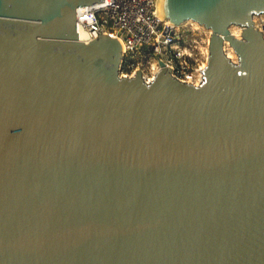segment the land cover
Instances as JSON below:
<instances>
[{
  "label": "water",
  "instance_id": "obj_1",
  "mask_svg": "<svg viewBox=\"0 0 264 264\" xmlns=\"http://www.w3.org/2000/svg\"><path fill=\"white\" fill-rule=\"evenodd\" d=\"M102 1L0 0V264H264V0H173L199 85L120 75L77 27Z\"/></svg>",
  "mask_w": 264,
  "mask_h": 264
},
{
  "label": "built area",
  "instance_id": "obj_2",
  "mask_svg": "<svg viewBox=\"0 0 264 264\" xmlns=\"http://www.w3.org/2000/svg\"><path fill=\"white\" fill-rule=\"evenodd\" d=\"M79 26L86 34L85 41L107 34L122 42L121 68L133 71L125 76L131 77L141 70L139 67L134 70V57L154 55L152 76L142 72L147 80L159 71V59L180 81L199 85L204 79L211 35L209 38L190 36L192 29L175 26L169 19L161 17L158 0H104L83 6L77 10L78 31Z\"/></svg>",
  "mask_w": 264,
  "mask_h": 264
},
{
  "label": "rangeland",
  "instance_id": "obj_3",
  "mask_svg": "<svg viewBox=\"0 0 264 264\" xmlns=\"http://www.w3.org/2000/svg\"><path fill=\"white\" fill-rule=\"evenodd\" d=\"M256 19V20H255ZM262 19L264 20V14L263 13H261V14H255V16H254V18H253V20H254V23H255V26L260 30V31H262V33H263V36H264V30H263V27H264V25H262V23L264 22V21H262ZM199 24V23H198ZM196 22H194V23H190L189 21H186V22H184L182 25H183V27H187V28H190V29H192L190 32H191V34H190V36H195V37H199V36H202V37H205V38H209V35H211V33L209 34L207 31H206V29L207 30H209L208 28H206V27H204L203 25H198ZM198 25V26H197ZM239 28H240V30H239ZM235 29H237V30H239V31H237V32H239V34H238V38H240L241 37V35H242V32H243V27H241V26H239V25H236V24H233V25H231L230 26V31L232 32V33H234L233 31H235ZM235 34H237V33H234V35ZM236 36V35H235ZM228 45H230L229 43H228ZM227 51H228V53H230L231 51H232V53H230L231 55H232V60L233 61H235V62H237L238 61V56H237V54L235 53V51H234V49H230V47L228 48L227 47ZM227 54V53H226ZM153 56L154 55H149V56H147V57H145L144 55L143 56H136V57H134L133 58V60H132V62L134 63V65L136 66L135 68H134V70L136 69V68H140L141 70H142V72H145V74L146 75H149V77H151L152 76V73H151V71H152V65L151 64H153L154 62H153ZM236 56V57H235ZM235 59V60H234ZM130 70V69H129ZM129 70H126V69H123V67L120 69V72H119V74L120 75H124V74H131L133 71H129Z\"/></svg>",
  "mask_w": 264,
  "mask_h": 264
},
{
  "label": "bare ground",
  "instance_id": "obj_4",
  "mask_svg": "<svg viewBox=\"0 0 264 264\" xmlns=\"http://www.w3.org/2000/svg\"><path fill=\"white\" fill-rule=\"evenodd\" d=\"M172 3H173V0H158V9H159V13H160V16L161 17H165V18H167V19H169L170 18V21L172 22V24H174L175 26H178L177 25V22L174 20V13H173V8H172ZM264 14V13H263ZM172 19V20H171ZM256 20V19H255ZM262 21H264L263 19H262ZM191 22H194V21H191ZM197 23V22H196ZM198 24V23H197ZM198 25H200V24H198ZM197 25V26H198ZM262 25H264V22L262 23ZM239 30H240V28H239ZM239 30H237V29H235V31H233L234 33H237V34H235L236 35V37L238 36V34H239V32H237V31H239ZM206 31L210 34L212 31L209 29V30H207L206 29ZM79 32H80V39L82 40V41H85L86 40V34H85V32H84V30L79 26ZM233 33V34H234ZM238 38V37H237ZM228 41H226V43H225V50H226V53H227V55L229 56V57H231L232 58V55L230 54V53H232V51L230 52V53H228V51H227V47L229 48L230 47V49L232 50L233 48L231 47V45H228ZM230 44V43H229ZM236 57V56H235ZM238 58V57H237ZM235 60V59H234ZM236 61V60H235ZM204 65H205V63H204ZM146 78H147V76L146 75H144Z\"/></svg>",
  "mask_w": 264,
  "mask_h": 264
}]
</instances>
